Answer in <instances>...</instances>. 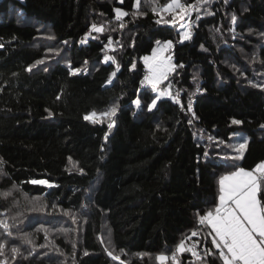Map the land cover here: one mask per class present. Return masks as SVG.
Instances as JSON below:
<instances>
[{
	"label": "trees",
	"instance_id": "trees-1",
	"mask_svg": "<svg viewBox=\"0 0 264 264\" xmlns=\"http://www.w3.org/2000/svg\"><path fill=\"white\" fill-rule=\"evenodd\" d=\"M166 2L0 0V264H223L200 217L264 160V0H182L188 40ZM157 41L173 66L149 111ZM195 231L202 258L177 251Z\"/></svg>",
	"mask_w": 264,
	"mask_h": 264
},
{
	"label": "snow or ice",
	"instance_id": "snow-or-ice-1",
	"mask_svg": "<svg viewBox=\"0 0 264 264\" xmlns=\"http://www.w3.org/2000/svg\"><path fill=\"white\" fill-rule=\"evenodd\" d=\"M139 3L140 0H136L137 8H139ZM189 7L182 0H168L161 7V12L171 13L173 22H175L176 18L182 20L188 15ZM115 12L117 19L127 15L120 8L115 9ZM153 12H156V8H153ZM232 19L235 21L236 17L233 16ZM92 28L97 32L103 31L102 27H97L95 24L92 25ZM188 39H191V32L185 31L182 33V40ZM157 44H159V41H157ZM166 47H171V41L166 42ZM153 51L155 53L156 49ZM106 59L112 58L106 57ZM144 61L148 65L149 71L141 83L150 84L153 91H158L157 85L163 79H167V74L172 70V65L166 64L164 60L159 59L156 55L144 57ZM37 63H43V61H37ZM28 70L30 71L31 68ZM75 71H79V69ZM112 75L114 76L115 73ZM166 94L159 92L151 100V103L147 105L149 111ZM176 102L179 103V101ZM135 104L139 108L141 104L140 100L137 99ZM188 109L191 111V103H189ZM116 111L117 109L113 107L110 113H104V115H114ZM89 118L87 116L85 117V119ZM232 123L240 124L242 122L234 119ZM112 126L113 124L110 123L108 125L109 129ZM105 135L107 136V133ZM246 145L247 140L238 145V151L242 153ZM255 171H258L260 175H255L253 171L238 168L234 172L221 176L219 180V205L216 207L215 213L208 212L206 215L200 217L201 224L207 223L210 226V235L214 233L211 243L219 250V257L222 259L223 264H264V206L261 205L260 200L257 198L260 186L264 184V162L258 164ZM31 182L34 184L48 183L44 180H33ZM0 225L5 229L8 228L7 223L4 221H0ZM195 234L194 232L193 235ZM3 247L4 245L0 244V248ZM17 251V248H12L13 253ZM177 251H185L183 241L178 245ZM109 255L112 254L109 253ZM193 255H196V253L194 252ZM114 259H119V257H114ZM168 259L169 257L163 254L157 257L160 264H165ZM171 259L175 261V255Z\"/></svg>",
	"mask_w": 264,
	"mask_h": 264
},
{
	"label": "rangeland",
	"instance_id": "rangeland-1",
	"mask_svg": "<svg viewBox=\"0 0 264 264\" xmlns=\"http://www.w3.org/2000/svg\"><path fill=\"white\" fill-rule=\"evenodd\" d=\"M167 3V2H166ZM165 3V4H166ZM164 4V5H165ZM165 13H167V14H170V13H168V12H165ZM122 18H124V19H126V18H128V16L126 15V16H123ZM170 22H173V18H169L168 19ZM175 22H176V24L177 25H179V27L180 28H183V29H186L187 28V25L185 24V22H183V20H181V19H179V18H176L175 19ZM174 23V22H173ZM96 26L97 27H99V24H96ZM185 31H189V29L187 28ZM155 49H156V52L154 53V51L152 52V54L151 55H148L147 57H152L153 55H156L159 59H162V60H164L165 61V63L166 64H171L172 66H173V62H172V52H171V50H170V48L169 47H166V42L165 43H159L156 47H155ZM148 71H149V69H148V65H147V72H146V75L148 74ZM168 75V74H167ZM165 80L166 79H163L162 81H161V83L160 84H158L157 85V89H158V91H156V92H163V93H168V91H169V84L168 85H165ZM167 95V94H166ZM165 96V95H164ZM136 105V104H135ZM137 107V106H136ZM106 113V112H105ZM108 113V112H107ZM88 117H90L91 119H99V120H101L102 118H106V119H109L110 121H111V116L110 115H108V116H105L104 115V113H97V112H93V113H91V114H89L88 115ZM240 133H242V134H238L237 135V142H236V144H235V146H236V148H238V145L239 144H241V143H243L245 140H247L248 141V135H247V133L246 132H240ZM262 162H264V160L262 161ZM261 162V163H262ZM37 180H44V181H47L48 183H47V185H50L51 184V182H49L48 180H46V179H37ZM9 192V189H7V191H3L2 192V194H6V193H8ZM10 193H11V191H10ZM20 195V204L22 205L21 207H24V209H26V210H30V209H28L27 207H28V205L30 204L29 203V200H27V198H28V196L27 195H25V194H19ZM28 202V204H25V203H27ZM16 209H20V208H16ZM15 214H16V212H15ZM161 254H163V255H165L164 254V252H160L159 254H158V256L159 255H161ZM141 264H143V262L141 263Z\"/></svg>",
	"mask_w": 264,
	"mask_h": 264
},
{
	"label": "built area",
	"instance_id": "built-area-1",
	"mask_svg": "<svg viewBox=\"0 0 264 264\" xmlns=\"http://www.w3.org/2000/svg\"><path fill=\"white\" fill-rule=\"evenodd\" d=\"M81 39L83 41H87L88 35H86V34L83 35L81 37ZM108 50H109V48H108ZM144 84H146V83H144ZM195 233H196L195 235L192 234L184 240L183 247L187 252L191 253L192 255L195 252L196 253V255H194L195 257L202 258L204 256L205 251H211V247L207 244V242L202 240L201 232L195 231ZM218 252H219V250H218Z\"/></svg>",
	"mask_w": 264,
	"mask_h": 264
},
{
	"label": "crops",
	"instance_id": "crops-1",
	"mask_svg": "<svg viewBox=\"0 0 264 264\" xmlns=\"http://www.w3.org/2000/svg\"><path fill=\"white\" fill-rule=\"evenodd\" d=\"M243 169H245V168H243ZM245 170H246V171H253V173H254L255 175H260V173H259L258 171H255L256 168H254V169H245ZM235 171H236V170H235ZM233 172H234V171H233ZM227 174H228V173H227ZM227 174H225V175H227ZM260 187H261V186H260ZM257 198H258V200H260L259 192L257 193ZM260 202H261V201H260ZM218 205H219V199H218ZM261 205H262V203H261ZM211 212L215 213V210H214V211H211ZM205 225L208 226V230H209V232L211 233L210 226L207 225V223H205ZM212 235H214V233H213Z\"/></svg>",
	"mask_w": 264,
	"mask_h": 264
}]
</instances>
